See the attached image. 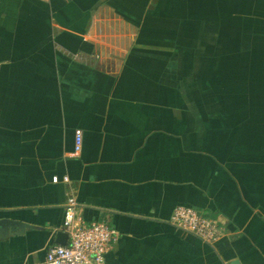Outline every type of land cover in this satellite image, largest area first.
Returning a JSON list of instances; mask_svg holds the SVG:
<instances>
[{"label": "crops", "instance_id": "1", "mask_svg": "<svg viewBox=\"0 0 264 264\" xmlns=\"http://www.w3.org/2000/svg\"><path fill=\"white\" fill-rule=\"evenodd\" d=\"M69 193L111 264H264V0H0V264L45 261Z\"/></svg>", "mask_w": 264, "mask_h": 264}, {"label": "built area", "instance_id": "2", "mask_svg": "<svg viewBox=\"0 0 264 264\" xmlns=\"http://www.w3.org/2000/svg\"><path fill=\"white\" fill-rule=\"evenodd\" d=\"M83 133L75 131V153L82 148ZM64 183H70L68 176ZM58 182V177H53ZM172 224L202 241L214 242L223 234V227L213 218L199 210L177 206L173 212ZM61 231L67 234V244L52 243L47 248L46 259L42 264H107L106 254L117 241L118 232L106 222L87 223L79 213V206L72 194H67L65 216Z\"/></svg>", "mask_w": 264, "mask_h": 264}, {"label": "water", "instance_id": "3", "mask_svg": "<svg viewBox=\"0 0 264 264\" xmlns=\"http://www.w3.org/2000/svg\"><path fill=\"white\" fill-rule=\"evenodd\" d=\"M8 226H13V227H23L22 223L16 222V221H8V220H0V236H1V230L6 229ZM67 239L68 236L62 231H58L56 233V239L55 243L60 244V245H66L67 244Z\"/></svg>", "mask_w": 264, "mask_h": 264}, {"label": "rangeland", "instance_id": "4", "mask_svg": "<svg viewBox=\"0 0 264 264\" xmlns=\"http://www.w3.org/2000/svg\"><path fill=\"white\" fill-rule=\"evenodd\" d=\"M108 224H109V223H108ZM109 225H110V224H109ZM110 226L113 227V228L115 229L114 226H112V225H110ZM189 234H190V233H189ZM197 238H198V237H197ZM220 238H221V237H219L218 239H220ZM218 239H217V240H218ZM217 240H216V241H217ZM216 241H214V242H216ZM204 242L207 243V244H213V243H214V242H206V241H204ZM113 244H116V243H113ZM112 246H113V245H112ZM112 246H111V247H112ZM106 255H107V254H106ZM109 257H110V256H108V258H107V262H108V264H111V262H110V260H109V259H110ZM43 262H44V261H43Z\"/></svg>", "mask_w": 264, "mask_h": 264}]
</instances>
